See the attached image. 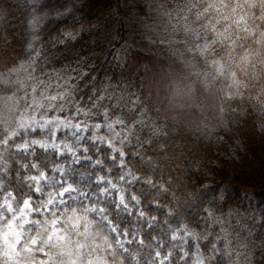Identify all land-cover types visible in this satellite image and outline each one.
I'll use <instances>...</instances> for the list:
<instances>
[{
	"label": "clouds",
	"instance_id": "9594fccd",
	"mask_svg": "<svg viewBox=\"0 0 264 264\" xmlns=\"http://www.w3.org/2000/svg\"><path fill=\"white\" fill-rule=\"evenodd\" d=\"M60 2L0 0V146L4 152L27 147L11 143L28 127L25 116L33 124L39 116L46 124L63 123L67 116L59 114L71 110L105 119L111 114L107 126L119 125L116 135L123 133L132 155L152 171L168 175L167 182L156 181L162 192H168L167 184L176 177L185 184L190 183L185 175L195 180L202 166L207 168L208 150L226 142L234 126L249 117L264 118V0H138L131 5L130 16L155 52L142 56L136 44L125 41L133 63L122 65L110 78L113 83L87 109L77 97L89 89L94 77L82 67L67 72V65L55 61L76 52L96 24L87 16L89 0H74L75 7L69 3L51 11ZM13 12L23 17L18 24L12 23ZM50 20L59 23L50 25ZM45 52L48 55L41 60ZM233 81L243 84L234 87ZM91 90L95 94L96 89ZM105 93L111 105L92 111ZM181 129L200 135L208 130L216 137L199 140L206 150L192 152L179 138ZM120 151L127 156L123 148ZM147 182L153 184L151 174ZM33 211L38 215L17 226L18 236H10L6 243L0 238V264H144L142 249L132 246V241L126 245L113 239L115 229L107 216L96 219L90 215L92 209L55 205L51 198L40 201ZM238 211L226 203V194L209 202L190 193L178 210L179 227L173 236L183 232L193 242H207L214 232L222 233ZM89 231L87 244H81ZM220 239L215 235L210 255L198 256L190 264H221L219 258L231 253L220 249ZM7 252H12L13 260ZM188 257L181 249L180 261ZM154 259L148 264H154ZM237 262L238 256L229 264Z\"/></svg>",
	"mask_w": 264,
	"mask_h": 264
},
{
	"label": "trees",
	"instance_id": "16d2710c",
	"mask_svg": "<svg viewBox=\"0 0 264 264\" xmlns=\"http://www.w3.org/2000/svg\"><path fill=\"white\" fill-rule=\"evenodd\" d=\"M119 1L89 0L87 16L92 23L96 24V27L91 29L76 52H67L64 57L55 61L58 66L67 65V72H72L73 68L82 67L94 77L89 89L81 91L77 97L78 99L82 98V103L87 108H92L93 102L97 101V97L100 96L105 87L113 83V80L110 79L113 74L121 71V66L125 65L126 62L129 64L132 62L131 50L124 51L125 48L119 45V42H124L126 38L124 23L121 19L114 21L113 28L109 25V19L106 17L111 16L113 19L117 16ZM15 13L17 16L19 15L18 12ZM15 13L13 12V15L17 18ZM19 22V19L12 21L13 24ZM58 23L56 21V24ZM113 29H115L117 39H115ZM47 55L48 53H45V56ZM50 59L51 57H49ZM77 60L80 61L79 65L74 63ZM47 65L52 67V63H47ZM73 74L78 75V72H73ZM92 88L96 89L95 94H93ZM108 91L111 89L109 88ZM110 105L111 101L105 93L104 99L99 100L97 108H93L92 111L99 112L100 108ZM89 116L95 123H102L105 119L99 115ZM108 119L111 120V114L106 120ZM104 126L105 124H103ZM232 135L236 147L235 155L228 154L226 157L219 155L218 152L220 153L223 147L222 142L215 151L209 149L207 168L204 169L202 166L201 174L195 180L185 175V178L190 180L189 184H185L184 179L176 177L174 183L167 184L169 191L162 192L160 188L145 186L140 181L126 182L127 186L138 195L140 203L139 207L135 206L133 210L125 212L118 207L114 200L99 194L100 185L97 176L100 173H106L108 169H113L117 173L116 161L111 156L110 148L103 142L92 141L87 136L83 137L82 142L86 145L87 154L75 160L68 155L60 157L54 151H44L40 148L32 147L26 151L9 148L7 152H4L3 146H0V154L2 155V162H0V199L3 195L12 193L15 197V206L18 207L26 197H37L33 182L30 179L31 176L45 172L47 176L58 177L59 173L55 169L57 165L62 163L63 175L61 176L72 181L80 191L98 194L96 197L100 202L99 206L108 218L121 231L124 230L129 235L136 234L137 238L144 243L137 244L135 239L133 246L143 250L147 245L146 242L153 236V226L149 225L147 216H155L159 224L162 215L172 209L173 212H169V216L173 218L172 221H176L178 210L182 209L185 200L189 198V194L197 195L196 186L201 179H209L217 184L228 182L234 186L261 191L264 194V118L249 117L239 126L233 127ZM179 138L191 148L192 152L206 150V145L200 144L199 140H215L214 135L205 132L204 135H200L193 129H181ZM255 141L258 143L252 148L251 145ZM117 144L128 153L125 160L138 174L151 173L154 179L163 182L168 181L167 174L152 171L141 162L140 157H134L127 141H117ZM187 171L185 169V174ZM138 208H140L139 211ZM221 264H223L222 261Z\"/></svg>",
	"mask_w": 264,
	"mask_h": 264
},
{
	"label": "rangeland",
	"instance_id": "374dc122",
	"mask_svg": "<svg viewBox=\"0 0 264 264\" xmlns=\"http://www.w3.org/2000/svg\"><path fill=\"white\" fill-rule=\"evenodd\" d=\"M69 3H72L75 7L74 0H61L57 6L51 8V11L62 10ZM137 3L138 0H120L117 16L113 19L111 16L106 17L109 19L108 22L111 26L114 21L119 19L124 23L126 38L124 42H119L120 47L125 48L124 51H130L128 44L125 43V41H128L129 43L137 45L142 56L147 53L148 57H151L155 49L150 47L138 34V30L130 16L131 5ZM121 5L126 7H122ZM13 16L15 17V15ZM17 19L21 21L23 17L18 15ZM48 23L50 25H56V21L50 20ZM113 31L116 36L115 39H117L115 29ZM44 39L47 40L48 36L45 35ZM45 53H43L41 60L44 59ZM130 63H133V61ZM46 66L51 67L50 65ZM242 84V81H233L234 87H239ZM82 105L87 109L84 103ZM59 115L62 117L67 116V119L63 123L54 121L45 124L37 116L38 123L33 124L25 116L23 122L28 127L21 131L20 135L11 143L13 145H27V147L16 148L18 150L25 151L31 147H37L44 151H54L60 156L68 154L71 159L75 160L87 154L86 145L82 142L83 137L87 136L92 141L103 142L110 148L111 156L116 161L117 173L113 169H108L106 173H100L97 176L98 184L100 185L99 194L114 200L124 212L133 210L135 206L139 207L140 203L138 195L127 186L128 182L136 180L144 183L145 186L159 188V183H156V181L161 180L154 179L153 175L149 173L153 178V184H149L147 182L149 174H138L125 160V156L121 154V147L117 144V141L123 142L124 139L123 133L119 136L116 135V132L120 130L119 125H114L112 128H109L107 125L110 119H104L102 123H95L89 115L85 116L74 110L62 112ZM40 124H44V127H40ZM97 124L100 126L97 127ZM103 124H105L104 127ZM205 133L216 137L215 133H209L208 130H205ZM231 135L232 132L228 136L227 141L222 142L223 147L221 151L218 148L220 151L218 154L223 157H226L228 154L234 156L236 153L235 142H233V135ZM257 143L255 141L251 147L253 148V145L255 146ZM0 162H2L1 154ZM62 169V163L57 165L55 171L59 172L58 177L54 175L47 176L45 172L31 176L30 179L33 182L37 197H26L18 207L15 206V198L11 193L4 195L0 199V238L5 243L10 236H18L17 226L37 216L38 213H35L33 209L39 205L40 201L49 198L53 199L55 205L92 209L90 215L96 219H99L101 215L107 216L99 206L100 202H98L96 197L98 194L94 195L92 192L80 191L72 181L61 176L63 175V172L61 173ZM200 185H208V187L202 188ZM196 187L198 191L196 197L199 199L214 202V198L218 199L220 195L226 194V203L233 204L240 209V211L229 218L230 223L224 225V231L222 233L214 232V236H221V239L218 241L220 249L224 253H231V255H224L219 258L223 264H229L230 261H237V256V264H264V194L261 191H253L249 188L234 186L228 182L217 184L209 179H201ZM29 204L32 207H29ZM139 210L140 208H138ZM147 219L149 225L153 226V236L146 242L151 247H145L142 250L141 259L144 260V264H148V260H152L153 258H155L154 264H190L198 256L200 258H206L210 255L209 248L214 242V236L209 237L207 242H193L191 239L183 237V232L173 236L176 228L179 227V218L176 221H172L173 218L169 216L168 211L162 215L159 224L155 216H147ZM108 220L111 222V228L115 229L112 232L113 239H119L126 245H128L129 241L133 242L135 239H138L136 234L129 235L126 231H121L112 220L109 218ZM79 222L80 218L77 217L76 223L79 224ZM169 225H172V227H169ZM88 235H91L90 231L81 244H87ZM196 243L200 244V248H196ZM11 247L14 252L15 246L12 245ZM181 249L189 253V257L184 261H180L179 259ZM71 251L70 247L66 248L69 256H71ZM214 251L215 249H213ZM169 252L172 253L171 256H169ZM7 255L10 260L14 259L12 252H7ZM145 256L147 259H145Z\"/></svg>",
	"mask_w": 264,
	"mask_h": 264
}]
</instances>
